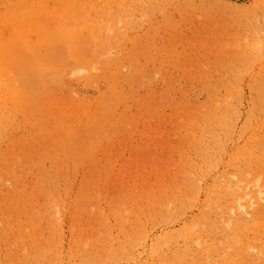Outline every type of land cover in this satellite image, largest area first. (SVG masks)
<instances>
[{"label": "rangeland", "instance_id": "374dc122", "mask_svg": "<svg viewBox=\"0 0 264 264\" xmlns=\"http://www.w3.org/2000/svg\"><path fill=\"white\" fill-rule=\"evenodd\" d=\"M210 98L236 111L224 169L245 136L264 141V0H0V167L55 160L166 183L198 155L178 105Z\"/></svg>", "mask_w": 264, "mask_h": 264}, {"label": "bare ground", "instance_id": "6f19581e", "mask_svg": "<svg viewBox=\"0 0 264 264\" xmlns=\"http://www.w3.org/2000/svg\"><path fill=\"white\" fill-rule=\"evenodd\" d=\"M26 82L10 90L17 102L20 90L30 96ZM178 109L198 155L170 168L166 183L119 181L125 173L112 178L55 160L0 167V264H264V141L245 136L221 169L219 148L236 134V111L212 98ZM157 225L165 229L150 242Z\"/></svg>", "mask_w": 264, "mask_h": 264}]
</instances>
